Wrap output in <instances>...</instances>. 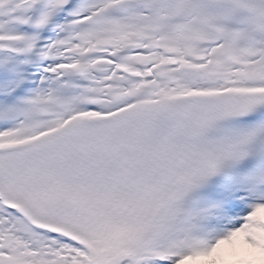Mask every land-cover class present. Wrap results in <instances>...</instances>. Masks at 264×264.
Segmentation results:
<instances>
[{"label":"snow or ice","instance_id":"snow-or-ice-1","mask_svg":"<svg viewBox=\"0 0 264 264\" xmlns=\"http://www.w3.org/2000/svg\"><path fill=\"white\" fill-rule=\"evenodd\" d=\"M0 264H264V0H0Z\"/></svg>","mask_w":264,"mask_h":264}]
</instances>
